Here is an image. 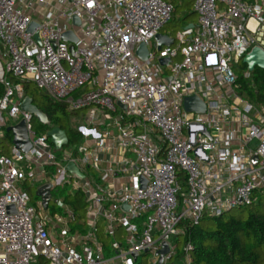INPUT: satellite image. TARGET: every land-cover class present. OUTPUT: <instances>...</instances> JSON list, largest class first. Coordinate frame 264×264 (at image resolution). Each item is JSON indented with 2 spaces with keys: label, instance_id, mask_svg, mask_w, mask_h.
I'll list each match as a JSON object with an SVG mask.
<instances>
[{
  "label": "built area",
  "instance_id": "1",
  "mask_svg": "<svg viewBox=\"0 0 264 264\" xmlns=\"http://www.w3.org/2000/svg\"><path fill=\"white\" fill-rule=\"evenodd\" d=\"M191 1L197 24L176 34L177 49L155 53L167 1L0 0V131L24 122L31 144L23 152L11 136L0 154V264H134L142 254L157 264L167 244L165 264L182 221L248 207L264 191V99H243L233 71L264 51V0ZM67 32L75 42L62 40ZM29 84L86 112L74 151L56 152L47 132L33 131L21 109ZM188 96L204 113L184 110ZM70 162L83 178L65 171ZM48 183L82 195V224L62 199L60 213L30 203L24 186Z\"/></svg>",
  "mask_w": 264,
  "mask_h": 264
},
{
  "label": "trees",
  "instance_id": "2",
  "mask_svg": "<svg viewBox=\"0 0 264 264\" xmlns=\"http://www.w3.org/2000/svg\"><path fill=\"white\" fill-rule=\"evenodd\" d=\"M163 1L169 2L168 0ZM173 2H169L173 6L171 21H173L174 15L179 14L181 20L189 24L194 15L192 1L180 0L177 5ZM236 75L237 81L241 85L240 94L243 99L254 105L260 104L264 99V71L253 70L248 80L242 79V71ZM28 88L27 85L25 92ZM37 91L44 98V103L41 107L33 104L46 115L50 122L49 126H40L41 132H47L54 127L60 128L68 139V144L64 149L74 151L77 146L82 144L83 140L77 130L69 126V115L78 111H70L64 103L50 101L40 90L37 89ZM0 138L3 141L6 139L11 142V134L4 130ZM7 153L8 149L1 144L0 154L6 155ZM56 155L60 156V153ZM180 177L181 193H184L183 175L181 174ZM52 198L60 199L54 198L53 194ZM81 199L83 197L80 193L69 191L62 198L63 202L71 208L74 220L80 221V224H82L81 214H79ZM238 209L246 210L245 215L226 218V215L232 211L230 210L220 217L204 216L197 224L189 220L182 221L179 226L180 232L172 241L174 248L181 245L182 249L175 252L168 263L174 260L173 264H185V256H189L190 264H264V191L257 195V200L252 205ZM99 238L107 246V239L102 235ZM188 245L191 249L186 251ZM145 255H140L134 264H141L139 258Z\"/></svg>",
  "mask_w": 264,
  "mask_h": 264
},
{
  "label": "water",
  "instance_id": "3",
  "mask_svg": "<svg viewBox=\"0 0 264 264\" xmlns=\"http://www.w3.org/2000/svg\"><path fill=\"white\" fill-rule=\"evenodd\" d=\"M73 23L78 25V19L76 17L73 18ZM35 27V24H31L28 28V31H32ZM193 25L189 24L185 28H192ZM63 41L75 42V38L73 37L71 32L64 33L62 36ZM154 44L156 45V50L159 51L161 47H170L173 44V39L169 38L167 35L157 34L154 37ZM70 53H72V47L69 49ZM147 48L144 44H141L136 50V56L141 60L145 61L147 58ZM159 63L163 66L168 65L169 59H160ZM242 63L246 65V68L249 72L253 71L254 68H258L264 71V51L259 48H253L250 53L244 56L242 59ZM183 108L187 112H194L198 114H202L205 111V105L196 97V96H188L183 99ZM21 109L33 116V118L38 121L41 125L49 126L50 122L48 121L46 115L41 112L34 104H32V99L25 98L23 103L21 104ZM7 133H10L12 136V145H14L19 150L26 152L31 144L29 141L28 133L26 131L24 122H21L19 125L15 127H8L5 130ZM208 136L207 133H205ZM46 136L50 139V143L54 148V151L59 152L68 144V139L64 131H62L58 127H54L47 131ZM65 171L68 173H73L77 175L79 178H83V174L79 172L76 166L73 163H68L65 166ZM62 176L59 177L56 184H58L61 180ZM142 188H144L145 181H140ZM52 186L51 184H44L38 188H36L34 196L39 199L41 207L44 210H47L50 202L55 204L57 207L62 206V202L59 200L52 199ZM124 210H127V206L124 204L122 206ZM7 211L9 213L13 212V207H8ZM227 211L226 213H228ZM225 214V213H224ZM170 251V247L167 244H163L162 248L157 252L158 261L157 264H163V259L165 255H167ZM134 259H137L136 255H133Z\"/></svg>",
  "mask_w": 264,
  "mask_h": 264
},
{
  "label": "rangeland",
  "instance_id": "4",
  "mask_svg": "<svg viewBox=\"0 0 264 264\" xmlns=\"http://www.w3.org/2000/svg\"><path fill=\"white\" fill-rule=\"evenodd\" d=\"M168 1L169 2H171V1L173 2L174 1L173 4H175V5L180 3V0H168ZM189 24H192V25H196L197 24V18H196L195 14L191 18ZM189 24L186 21H182L181 20V16L179 14H177V15H174L173 21L169 22L167 25H165L160 30V33L167 34V35H169V37L171 39L175 40L176 34L178 32H181ZM151 45L152 46L154 45V41H151ZM177 47H178V43L175 41L174 44H173V48L177 49ZM153 52L157 53V50H155L153 48ZM174 62H180V56H177V59H175ZM244 66L245 65L242 63V60H241L238 64H235L233 66V71H235V73H239L241 71L243 72L245 69H247V68H245L246 66L245 67ZM256 69H258V68H256ZM28 86H29V88L26 90L27 96H29L33 100V103L35 105L41 107V105L44 103V98L41 96L39 91H37L35 85L29 84ZM85 115H86V112L83 111V110L82 111H78V112H76L73 115L72 114L69 115V126L72 129H74V130H78L80 127L86 126ZM31 125H32V128H33L34 132H36L37 134L43 133V131L41 132V130H40L41 124L38 121H36L34 119L31 122ZM1 135H3V131H0V137H1ZM1 144L5 145L6 148L8 149L9 146L11 145V142L7 141L6 139L3 141L0 138V145ZM36 187L37 186L30 185V184L29 185L26 184L24 186V191L27 193V195H28V197L30 199V203L32 205H35L37 202H39V199L34 196ZM68 188L69 187L57 186L54 190H52V194L54 195V198L56 197V198L62 199L67 194ZM71 200L73 201V199H71ZM79 205H80L79 214H81V220H83L85 218L84 217V212H85V208H86V205L84 204V200L83 199H81V203ZM246 210H247V208H246ZM246 210H242V209L232 210L231 212H229L226 215V218L244 216ZM48 212L60 213L61 210L55 204L50 202L49 203ZM181 249H182V246L181 245H177L174 248V252H179V251H181ZM139 259H140L139 262L141 264H150L151 261H152V257L149 256V255L141 256ZM173 263H174V260H171L170 263L167 262L165 264H173Z\"/></svg>",
  "mask_w": 264,
  "mask_h": 264
},
{
  "label": "crops",
  "instance_id": "5",
  "mask_svg": "<svg viewBox=\"0 0 264 264\" xmlns=\"http://www.w3.org/2000/svg\"><path fill=\"white\" fill-rule=\"evenodd\" d=\"M244 1H246V2H249L250 0H244ZM160 34H163V33H160ZM163 35H167V34H163ZM177 59V58H176ZM82 143H83V141H82ZM54 190V189H53ZM54 200H59L60 201V199H54ZM62 202V201H61ZM150 264H152V263H150Z\"/></svg>",
  "mask_w": 264,
  "mask_h": 264
}]
</instances>
